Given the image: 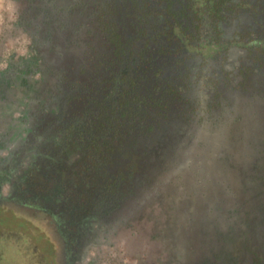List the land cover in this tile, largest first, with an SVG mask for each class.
I'll return each mask as SVG.
<instances>
[{
	"label": "flooded vegetation",
	"instance_id": "1",
	"mask_svg": "<svg viewBox=\"0 0 264 264\" xmlns=\"http://www.w3.org/2000/svg\"><path fill=\"white\" fill-rule=\"evenodd\" d=\"M0 3L3 201L29 195L28 176L24 190L15 183L14 156L43 127L32 129L33 118L120 114L133 96L138 117L145 97L172 102L162 110L156 167L132 194L65 223L52 216L55 264H99L116 231L171 195L188 215L178 241L191 249L182 262L167 250L162 264H264V234L236 240L218 231L222 214L251 207L264 232V0Z\"/></svg>",
	"mask_w": 264,
	"mask_h": 264
},
{
	"label": "rangeland",
	"instance_id": "2",
	"mask_svg": "<svg viewBox=\"0 0 264 264\" xmlns=\"http://www.w3.org/2000/svg\"><path fill=\"white\" fill-rule=\"evenodd\" d=\"M1 8L2 4L0 3V25L3 12ZM135 97H129L128 102L130 103L124 106L126 111L117 114L114 109L112 111L105 109L101 113H96V116L92 117V121L89 122L94 133L100 131L101 134L108 128L107 135L112 136V132L119 131L118 128L123 130V134L118 133L115 139L106 140L108 142L107 144L104 143L106 145L102 151L105 156L110 158L111 155L123 153V148L126 149V153L122 155L123 158L120 162L123 167L127 168V175L125 176L127 192L124 196L130 192L132 194L144 176L153 173L151 171L156 166L151 162V159L157 156L154 155L157 139L164 134L167 127L160 126L164 119L162 110L169 109L172 103L162 101L160 97L159 102L154 101L152 103V100L148 101L145 97L144 108L139 107L141 110L138 111V117H135L134 109L138 107L137 103L139 102L137 101L138 98L135 99ZM144 117L152 118L147 128H143ZM158 129L161 130L162 134L156 133ZM146 139L154 143L150 150H148ZM93 141L95 146L102 142L100 138ZM90 151L91 148L87 150V153H84L83 158L76 156L74 152H70L67 154V158H73L72 164L75 169H79L78 166L83 165L82 160L88 157L90 162L92 158L94 160ZM62 178L78 180L80 177L75 170L72 175L64 173ZM152 183L153 181H147L145 184L143 183L142 188L146 189ZM101 185L103 184L101 183ZM101 185L92 183L88 188L93 190L95 187L101 188ZM76 186H79V183ZM5 188L8 189V187ZM18 188L15 187L14 190L17 191ZM21 188L25 187L21 186L19 189ZM180 202L182 201L178 197L172 195L161 198L160 201L155 200L150 206L151 208L143 214H138L136 219L132 221L133 223L126 226V229L116 231L111 245L105 247V256L99 264H145L152 257L158 259L153 264H162L168 257L167 250L174 252L173 256L177 262L185 260V253L189 252L191 248L178 241L180 232L187 227L186 220L188 218L182 208L179 209L181 207ZM22 205L23 197L20 196L18 199H11L10 201L0 199V264H55L56 248L50 239L55 233L54 221L48 215L36 213L31 207L24 208ZM251 210V207H243L238 214L234 212L222 214L225 220L219 224L218 231L223 232L222 236L226 237L227 234H230L236 240L247 239V237H256L260 240L264 232L257 216ZM229 247L231 248V246ZM232 250L231 248L230 253ZM235 254L237 255L238 251Z\"/></svg>",
	"mask_w": 264,
	"mask_h": 264
},
{
	"label": "trees",
	"instance_id": "3",
	"mask_svg": "<svg viewBox=\"0 0 264 264\" xmlns=\"http://www.w3.org/2000/svg\"><path fill=\"white\" fill-rule=\"evenodd\" d=\"M64 113L65 116L54 113L44 119L33 118L32 129L37 125L43 127L38 134L32 135V147L22 149L14 156L16 158L14 171L19 175L15 183L18 186H24L25 182L29 183L27 186L29 195L23 197L24 206L51 218L55 216L56 220L62 223L76 218V213L81 214L94 204L96 207L106 206L110 210L118 207L124 198L127 185L125 177L127 168L120 164L126 149L121 147L124 152L111 155L110 158L102 151L110 139H115L118 133L123 134L122 128H118V132H112V136L107 135L108 128L101 134L100 131L94 133L89 122L96 116L95 113L78 114L79 112L73 113L70 110ZM151 121V117H144L143 128H147ZM96 138L102 141L98 146H95L93 141ZM90 148L94 160L92 158L90 162L88 157L82 160L83 165L78 166L79 169H75L72 164L73 158H67V154L74 152L76 156L83 158L84 153ZM29 156L31 163L24 166L25 159ZM40 160H43V163ZM75 170L80 177L78 180L62 178L64 173L72 175ZM27 176L28 179L24 182L23 179ZM77 183L79 186H76ZM92 183L103 185L92 190L88 188Z\"/></svg>",
	"mask_w": 264,
	"mask_h": 264
}]
</instances>
